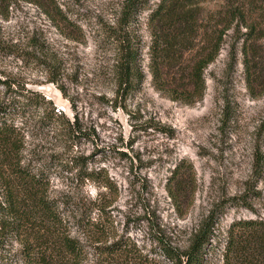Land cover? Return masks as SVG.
<instances>
[{
	"label": "rangeland",
	"instance_id": "rangeland-1",
	"mask_svg": "<svg viewBox=\"0 0 264 264\" xmlns=\"http://www.w3.org/2000/svg\"><path fill=\"white\" fill-rule=\"evenodd\" d=\"M122 1H1L0 75L51 99L77 131L60 135L27 110L15 119L25 127L22 164L43 179L42 191L62 222L55 235L79 241L82 264H122L103 250L120 239L152 264H169L165 245H187L217 202L245 194L252 207L225 208L207 253V264H226L231 223L264 221V93H250L241 53L229 68V36L205 70L200 101L185 104L158 90L146 9L139 17L145 79L138 90L118 95L116 52L104 27L115 23ZM159 1L151 0L150 8ZM223 1L211 0L205 9L216 10ZM257 154L263 168L256 174ZM180 163L187 181L181 212L171 196ZM22 249L17 237L0 239V264H28Z\"/></svg>",
	"mask_w": 264,
	"mask_h": 264
},
{
	"label": "trees",
	"instance_id": "trees-1",
	"mask_svg": "<svg viewBox=\"0 0 264 264\" xmlns=\"http://www.w3.org/2000/svg\"><path fill=\"white\" fill-rule=\"evenodd\" d=\"M209 1L160 0L154 8H150L151 0L122 1L115 23L104 27V33L116 52L114 70L118 95L127 96L138 90L145 79L139 17L146 9H151L148 20L152 36L150 70L158 90L185 104L200 101L207 89L205 70L217 59L229 36V68L236 67L241 53L250 93L252 96L264 93V0H224L220 8L206 10L205 4ZM33 45L39 44L34 41ZM51 81L56 82L53 78ZM2 86L0 239L17 237L21 240L28 264H82L79 241L67 234L55 235L56 227L62 222L55 204L42 191L43 179L22 164L25 127L17 124L15 119L34 109L39 113V121L55 127L60 135L77 132L75 122L38 91L0 75V88ZM59 88L67 98L63 87ZM228 113L229 110L225 116ZM160 129L172 132L165 126ZM262 161L257 154L254 173L261 172ZM189 168L194 179L193 166ZM182 169L183 163L177 165L173 176L177 187L171 190L180 212L187 183ZM192 202L191 197L187 205ZM229 205L252 207L245 194L217 202L194 230L187 245L164 246L169 264H207L218 217ZM99 234L103 235V232ZM103 250L114 258L118 257L122 264L130 261L134 264L153 263L124 239L114 241ZM225 256L226 264H264V221L258 218L234 220L228 228Z\"/></svg>",
	"mask_w": 264,
	"mask_h": 264
}]
</instances>
